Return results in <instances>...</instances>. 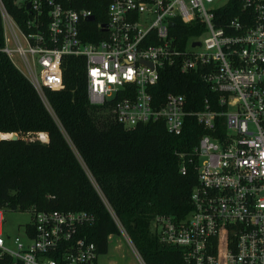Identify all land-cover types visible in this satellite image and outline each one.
I'll use <instances>...</instances> for the list:
<instances>
[{"label":"built area","instance_id":"obj_1","mask_svg":"<svg viewBox=\"0 0 264 264\" xmlns=\"http://www.w3.org/2000/svg\"><path fill=\"white\" fill-rule=\"evenodd\" d=\"M15 2L29 17L20 28L0 2V52L18 56L22 71L14 67L48 110L43 90L63 87L62 59L75 56L84 61L88 104L109 111L123 127L161 121L179 134L184 117L192 116L205 131L190 151V209L182 217L154 215L149 232L180 249L187 264H264V0H235L229 9L230 0H108L96 34L82 28L94 21L88 9L54 0ZM237 7V15L223 17ZM174 21L190 28L179 30ZM168 66L196 72L215 98L193 110L182 94L166 92L153 104L150 88ZM3 210L0 264H95L96 246L82 230L93 222L90 213L30 209V221L10 237Z\"/></svg>","mask_w":264,"mask_h":264},{"label":"trees","instance_id":"obj_2","mask_svg":"<svg viewBox=\"0 0 264 264\" xmlns=\"http://www.w3.org/2000/svg\"><path fill=\"white\" fill-rule=\"evenodd\" d=\"M54 1L90 10L94 21L83 22L82 28L95 34V23L105 20L108 0ZM0 2L24 29L29 13L23 5L15 0ZM234 3L230 0L226 9ZM237 13L238 7L225 10L223 17ZM174 27L190 28L175 21ZM181 32L184 39L189 29ZM61 73L60 90H43L48 110L0 52V135L16 134L15 139L0 137V207L88 212L93 222L82 227L83 234L103 254L108 236L119 233L107 206L144 264H187L180 249L159 242L149 232L148 222L156 214L182 217L190 209L189 192L195 183L190 151L205 131L192 116L184 117L179 134L169 133L161 121L123 127L109 111L88 104L81 57H64ZM166 92L182 94L187 108L193 110L201 107L204 98L216 96L196 72L182 73L173 66L162 68L150 88L153 104L162 102ZM37 134H45L47 141L29 137ZM179 153L184 154L183 173L179 172Z\"/></svg>","mask_w":264,"mask_h":264},{"label":"rangeland","instance_id":"obj_3","mask_svg":"<svg viewBox=\"0 0 264 264\" xmlns=\"http://www.w3.org/2000/svg\"><path fill=\"white\" fill-rule=\"evenodd\" d=\"M9 59L18 70L22 71L21 63L19 61L18 56L15 53H11ZM29 137L30 138L39 137L40 141L45 142L41 138V135L39 134L29 135ZM24 138L26 139L28 137H24ZM89 180L95 186V183L90 176H89ZM30 218H31L30 209L24 211H11L7 209L3 210L4 220L2 227L4 234L10 237L20 234L23 224L30 221ZM138 259L141 262H143L139 257L138 253L132 247L127 236L124 233L119 232L116 235L110 236V238L108 239L107 251L103 254H99L96 257L95 264H138Z\"/></svg>","mask_w":264,"mask_h":264},{"label":"water","instance_id":"obj_4","mask_svg":"<svg viewBox=\"0 0 264 264\" xmlns=\"http://www.w3.org/2000/svg\"><path fill=\"white\" fill-rule=\"evenodd\" d=\"M25 8H28V3H26ZM87 20L91 21V20H93V17L92 16H88ZM169 25H171V23H169ZM194 44L195 43H193L192 45H194ZM15 138H16V134L15 133H13L12 136L9 137V139H15Z\"/></svg>","mask_w":264,"mask_h":264},{"label":"bare ground","instance_id":"obj_5","mask_svg":"<svg viewBox=\"0 0 264 264\" xmlns=\"http://www.w3.org/2000/svg\"><path fill=\"white\" fill-rule=\"evenodd\" d=\"M41 135V138L44 140V141H47L46 140V135H44V134H40ZM10 136H12V134L10 135V134H2V135H0V137L1 138H9Z\"/></svg>","mask_w":264,"mask_h":264}]
</instances>
